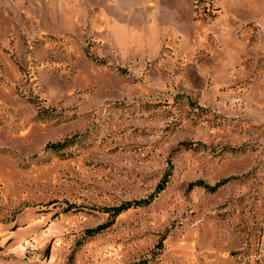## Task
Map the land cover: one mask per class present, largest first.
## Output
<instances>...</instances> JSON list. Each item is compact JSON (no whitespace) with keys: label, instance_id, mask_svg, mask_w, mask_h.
I'll list each match as a JSON object with an SVG mask.
<instances>
[{"label":"rangeland","instance_id":"374dc122","mask_svg":"<svg viewBox=\"0 0 264 264\" xmlns=\"http://www.w3.org/2000/svg\"><path fill=\"white\" fill-rule=\"evenodd\" d=\"M0 264H264V0H0Z\"/></svg>","mask_w":264,"mask_h":264},{"label":"trees","instance_id":"16d2710c","mask_svg":"<svg viewBox=\"0 0 264 264\" xmlns=\"http://www.w3.org/2000/svg\"><path fill=\"white\" fill-rule=\"evenodd\" d=\"M65 145V143H61V142H58V143H51L49 144L50 148L54 149V150H60L61 148H63ZM227 181L229 180H223V181H220L219 183L215 184V185H209L207 183H205L204 181L200 180V181H197V182H194V183H191L190 184V187H194V186H204L206 187L207 189L211 190V191H214L216 190L220 185L226 183ZM164 188V184H160L159 185V191L162 190ZM150 200L148 199H143V200H140V201H135V202H131V203H126V204H123L121 206H118V207H114V208H110L108 210H110L112 212V214L114 216H117L119 215L121 212H123L124 210L130 208L132 205H139V204H145V203H148ZM112 223V221H109L108 223H106L105 225H102V226H98L96 228H93V229H89L87 230V233L89 235H95L99 232H101L105 227L109 226L110 224Z\"/></svg>","mask_w":264,"mask_h":264}]
</instances>
